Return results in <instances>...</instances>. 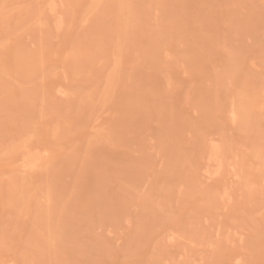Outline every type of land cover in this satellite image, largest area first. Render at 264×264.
Returning a JSON list of instances; mask_svg holds the SVG:
<instances>
[{"label":"rangeland","instance_id":"374dc122","mask_svg":"<svg viewBox=\"0 0 264 264\" xmlns=\"http://www.w3.org/2000/svg\"><path fill=\"white\" fill-rule=\"evenodd\" d=\"M0 264H264V0H0Z\"/></svg>","mask_w":264,"mask_h":264},{"label":"bare ground","instance_id":"6f19581e","mask_svg":"<svg viewBox=\"0 0 264 264\" xmlns=\"http://www.w3.org/2000/svg\"><path fill=\"white\" fill-rule=\"evenodd\" d=\"M204 18V17H203ZM246 18V17H245ZM205 20V19H204ZM238 21V20H237ZM252 24V23H251ZM240 32V31H239ZM256 35V34H255ZM204 40V39H203ZM189 42V41H188ZM207 42V41H206ZM190 44V43H189ZM244 47V46H243ZM261 48H262V46H261ZM198 54H200V53H198ZM196 55H197V53H196ZM203 55V54H202ZM185 56V55H184ZM204 56H205V54H204ZM257 57V56H256ZM191 58V57H190ZM196 58V57H195ZM198 59V58H197ZM195 61V60H194ZM198 61V60H197ZM199 62V61H198ZM252 62V61H251ZM197 63V62H196ZM203 65V64H202ZM232 65V64H231ZM195 66V65H194ZM196 67V66H195ZM195 69V68H194ZM196 70V69H195ZM234 70V69H233ZM195 73V72H194ZM208 74V73H207ZM196 76H198V74L196 75ZM219 78V77H218ZM220 79V78H219ZM217 81V80H216ZM213 88V87H212ZM213 90V89H212ZM220 91V90H219ZM232 92V91H231ZM215 93V92H214ZM221 94V93H220ZM222 95V94H221ZM212 96V95H211ZM209 101V100H208ZM197 103V102H196ZM171 113V112H170ZM182 113V112H181ZM159 115H160V113H159ZM171 115H172V113H171ZM170 116V115H169ZM30 117V116H29ZM169 118H171V117H169ZM146 119V118H145ZM80 120V119H79ZM182 120V119H181ZM189 120V119H188ZM183 121V120H182ZM172 122H174V121H172ZM175 122H177L176 120H175ZM179 122V121H178ZM180 123H182V122H180ZM145 124V123H144ZM177 125V124H176ZM175 125V126H176ZM189 125V124H188ZM195 125V124H194ZM201 125V124H200ZM166 127V126H165ZM167 127H168V125H167ZM174 127V126H173ZM208 128V127H207ZM119 129V128H118ZM190 129V128H189ZM164 130V129H163ZM172 131V130H171ZM185 131V130H184ZM209 131H211V130H209ZM194 135V134H193ZM154 136V135H153ZM198 136V135H197ZM168 137V136H167ZM208 137V136H207ZM158 145V144H157ZM178 147V146H177ZM191 147V146H190ZM176 148V147H175ZM180 148H182V147H180ZM89 150V149H88ZM196 150V149H195ZM90 152V151H89ZM87 153V152H86ZM180 153V152H179ZM82 154V153H81ZM86 155V154H85ZM176 155V154H175ZM189 156V155H188ZM75 157V156H74ZM90 157H91V155H90ZM173 157V156H172ZM174 158V157H173ZM91 159H92V157H91ZM85 160V159H84ZM67 161H71V160H67ZM144 162H146V160L144 161ZM69 163H71V162H69ZM74 163V162H73ZM178 163V162H177ZM66 164V163H65ZM67 164H68V162H67ZM87 164V163H86ZM147 164V163H146ZM146 164H145V166H146ZM64 165V164H63ZM70 165V164H69ZM61 167V166H60ZM67 167V166H66ZM177 167V166H176ZM188 168V167H187ZM65 168L63 167V170H64ZM57 170V169H56ZM55 170V171H56ZM60 170V169H59ZM54 172V171H53ZM53 172H52V174H53ZM58 173L60 172V171H57ZM51 174V175H52ZM57 174V173H56ZM55 173H54V175H56ZM65 174V173H64ZM54 175L52 176L53 178H54ZM56 176H58V175H56ZM55 176V177H56ZM98 177V176H97ZM60 179H61V177H59ZM55 179V178H54ZM58 179V178H57ZM57 179H55V181L57 180ZM59 180V179H58ZM58 180H57V182H58ZM55 183V182H54ZM53 184V183H52ZM107 185H105V187H106ZM93 190V189H92ZM47 192H48V190H47ZM92 192V191H91ZM93 192H94V194L96 193V195H100L99 197H97L96 195V198L98 199V200H96V198H95V196H94V194L92 193V194H90V196H94V197H91L92 198V203L94 202H97V204L99 205L100 204V207L101 208H103L104 206H101L102 204H105V207H106V205L109 203L108 201L106 202V200L104 199V196H103V198L101 197L102 195H103V193H104V183L103 182H101V181H96V183H95V186H94V190H93ZM93 198H95V200L96 201H94V199ZM104 199L103 201H100L99 199ZM108 200V199H107ZM99 201H100V203H99ZM101 202H103V203H101ZM110 205V204H109ZM108 206V205H107ZM104 207V208H105ZM103 208V209H104ZM75 209V208H74ZM76 209H77V207H76ZM95 209V208H94ZM101 210V209H100ZM104 212V211H103ZM102 213V212H101ZM96 215V214H95ZM63 258V257H62ZM66 260V259H65ZM79 263V262H78Z\"/></svg>","mask_w":264,"mask_h":264}]
</instances>
